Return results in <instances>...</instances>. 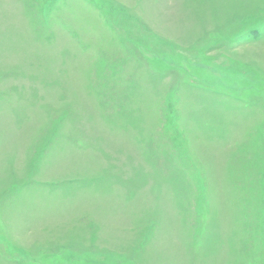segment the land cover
Instances as JSON below:
<instances>
[{"label": "rangeland", "instance_id": "374dc122", "mask_svg": "<svg viewBox=\"0 0 264 264\" xmlns=\"http://www.w3.org/2000/svg\"><path fill=\"white\" fill-rule=\"evenodd\" d=\"M0 264H264V0H0Z\"/></svg>", "mask_w": 264, "mask_h": 264}]
</instances>
